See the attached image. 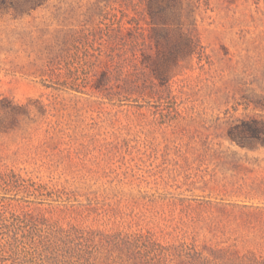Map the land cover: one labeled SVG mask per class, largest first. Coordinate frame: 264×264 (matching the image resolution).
Here are the masks:
<instances>
[{
	"label": "rangeland",
	"instance_id": "1",
	"mask_svg": "<svg viewBox=\"0 0 264 264\" xmlns=\"http://www.w3.org/2000/svg\"><path fill=\"white\" fill-rule=\"evenodd\" d=\"M11 1L0 264H264V0Z\"/></svg>",
	"mask_w": 264,
	"mask_h": 264
},
{
	"label": "trees",
	"instance_id": "2",
	"mask_svg": "<svg viewBox=\"0 0 264 264\" xmlns=\"http://www.w3.org/2000/svg\"><path fill=\"white\" fill-rule=\"evenodd\" d=\"M34 0H25L24 4H32ZM145 1V8H146V13L150 18L151 23H162V24H167L169 23L167 20V17L165 13L170 9L171 7V1L176 2V4L181 6L183 3V0H144ZM11 4V0H0V4H6V3ZM179 12L180 9H179ZM181 15V13H179ZM182 26V22L180 23ZM180 26V27H181ZM181 36L183 37L182 44L180 46L181 52H187L194 50L195 43L192 40L191 36L187 34V32H182L181 31Z\"/></svg>",
	"mask_w": 264,
	"mask_h": 264
}]
</instances>
